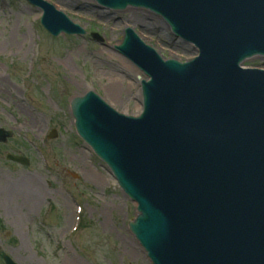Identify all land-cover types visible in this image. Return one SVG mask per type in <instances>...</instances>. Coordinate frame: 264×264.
<instances>
[{
    "label": "water",
    "instance_id": "obj_1",
    "mask_svg": "<svg viewBox=\"0 0 264 264\" xmlns=\"http://www.w3.org/2000/svg\"><path fill=\"white\" fill-rule=\"evenodd\" d=\"M28 1L51 34L85 33L55 3ZM97 2L148 8L198 49L190 61L164 59L124 26L111 46L149 77L141 113H120L94 91L72 100L78 133L138 203L132 232L153 264H264V70L241 67L264 56V0ZM12 135L0 128V141Z\"/></svg>",
    "mask_w": 264,
    "mask_h": 264
},
{
    "label": "rangeland",
    "instance_id": "obj_2",
    "mask_svg": "<svg viewBox=\"0 0 264 264\" xmlns=\"http://www.w3.org/2000/svg\"><path fill=\"white\" fill-rule=\"evenodd\" d=\"M49 1L85 35L54 37L27 0H0V127L14 131L0 143V264L3 254L20 264H152L129 231L135 203L78 136L69 95L95 90L120 112L141 110L138 76H146L111 46L123 41L124 26L162 56L188 61L197 49L146 9ZM137 16L145 29L132 22ZM243 65L264 69V57ZM53 129L58 135L49 139ZM7 153L28 157L30 165L7 160Z\"/></svg>",
    "mask_w": 264,
    "mask_h": 264
},
{
    "label": "bare ground",
    "instance_id": "obj_3",
    "mask_svg": "<svg viewBox=\"0 0 264 264\" xmlns=\"http://www.w3.org/2000/svg\"><path fill=\"white\" fill-rule=\"evenodd\" d=\"M62 2H65V0H62ZM66 2H72V3H78L79 0H66ZM65 2V3H66ZM132 22H134L135 24L139 25V26H142V28H146V22L141 18V17H136ZM100 176V175H99Z\"/></svg>",
    "mask_w": 264,
    "mask_h": 264
}]
</instances>
